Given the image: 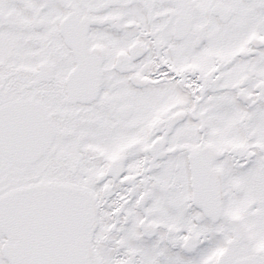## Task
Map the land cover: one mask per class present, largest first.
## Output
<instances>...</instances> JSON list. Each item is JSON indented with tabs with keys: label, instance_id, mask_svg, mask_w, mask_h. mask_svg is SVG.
<instances>
[{
	"label": "snow or ice",
	"instance_id": "obj_1",
	"mask_svg": "<svg viewBox=\"0 0 264 264\" xmlns=\"http://www.w3.org/2000/svg\"><path fill=\"white\" fill-rule=\"evenodd\" d=\"M0 264H264V0H0Z\"/></svg>",
	"mask_w": 264,
	"mask_h": 264
}]
</instances>
